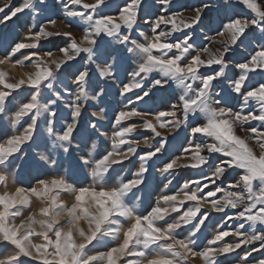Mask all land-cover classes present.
<instances>
[{"label": "snow or ice", "instance_id": "obj_1", "mask_svg": "<svg viewBox=\"0 0 264 264\" xmlns=\"http://www.w3.org/2000/svg\"><path fill=\"white\" fill-rule=\"evenodd\" d=\"M0 264H264V0H4Z\"/></svg>", "mask_w": 264, "mask_h": 264}, {"label": "rangeland", "instance_id": "obj_2", "mask_svg": "<svg viewBox=\"0 0 264 264\" xmlns=\"http://www.w3.org/2000/svg\"><path fill=\"white\" fill-rule=\"evenodd\" d=\"M18 2H19V0H14V3H18ZM115 2H118V0H114V3ZM153 2H154V0H153ZM199 2H200V0H176L177 5H184V6L198 5ZM221 2H222V0H221ZM3 3H4V0H0V4H3ZM26 20H30V17H28V16H21V18H20L19 21H15L13 24L9 25L8 27L11 28V29H13L16 32L23 33V29H22L21 25ZM144 30L145 31H150L147 28V26H144ZM75 34L76 35H79V32H76ZM57 43H59V40L57 38H50L49 41L43 42V47L45 49H49V48H52ZM134 67H135V64L133 63L132 68H129L128 71L131 72ZM16 71H19V69L16 70ZM259 79H260L259 76H254L253 77V82H255V81L259 80ZM159 102H160V100H159V98H157V103H159ZM92 103H96V101H93ZM122 103H126V101H123V98L119 97V95L117 94L116 90L115 89H112L109 92V95L105 98V103L102 104L101 106L105 107L107 109V111L109 112V114L111 115L113 112H115L116 110H118V108L120 106H122ZM90 111H91V109H89V112ZM104 124L107 127H109V128L111 127L108 124V121L107 120L104 121ZM144 134L145 135H150L151 133H150V131L145 130L144 131ZM181 142H182V137H181L180 141H174L173 142L174 149L175 148H178ZM32 175H36V173L33 172ZM234 175H235V173L232 174V176H234ZM176 176H177V180L179 182H183L184 179L196 178V173L194 171L190 170V169H181V170H178L177 171ZM232 176H229V179H231ZM21 180H22V182L25 185H28L30 183L31 184H34L35 183V180H32L31 177L28 176V175H25V176L21 177ZM165 183H166V181H165ZM225 183H227V181H225ZM160 190L161 191H166V189L163 188V184H161ZM218 218H219V214H216V216L213 217V219H215V220H218ZM209 231H211V228L209 229Z\"/></svg>", "mask_w": 264, "mask_h": 264}]
</instances>
